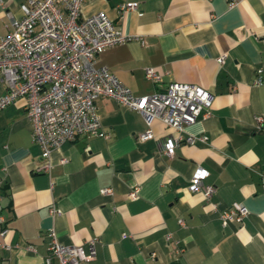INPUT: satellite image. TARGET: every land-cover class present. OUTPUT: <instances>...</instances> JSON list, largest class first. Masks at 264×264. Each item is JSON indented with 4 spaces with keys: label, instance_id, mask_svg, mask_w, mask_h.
<instances>
[{
    "label": "crops",
    "instance_id": "0c3cea01",
    "mask_svg": "<svg viewBox=\"0 0 264 264\" xmlns=\"http://www.w3.org/2000/svg\"><path fill=\"white\" fill-rule=\"evenodd\" d=\"M24 1L0 0V37L23 16ZM126 2L138 10L119 14ZM98 12L127 39L97 62L134 95L189 83L209 91L210 108L181 131L155 119L152 138L140 140L147 129L141 113L99 97L107 136L63 142L45 172L24 98L5 107L0 264H56L51 229L59 241L93 250L87 264H264V121L256 127V117L264 118V0H84L82 18ZM147 67L161 73L160 82L145 77ZM177 137L167 155L163 142ZM198 167L207 171L202 184L213 188L208 197L189 189ZM106 187L110 195L100 192Z\"/></svg>",
    "mask_w": 264,
    "mask_h": 264
},
{
    "label": "built area",
    "instance_id": "2783aa9c",
    "mask_svg": "<svg viewBox=\"0 0 264 264\" xmlns=\"http://www.w3.org/2000/svg\"><path fill=\"white\" fill-rule=\"evenodd\" d=\"M83 2L26 0L20 5L23 16L13 19L9 31L0 37V86L3 88L0 111L24 98L32 140L40 147L44 159L41 168L45 172L52 167L49 161L52 150L63 142L72 141L78 135L107 136L97 113L99 97L113 99L141 113L147 129L138 135L140 140L152 138L150 126L155 119L183 130L195 122L201 111H208L212 101L207 89L182 82L169 83L164 91L134 95L106 65L97 62L102 51L124 42L127 37L102 12L82 18ZM236 2L229 0V6ZM128 10L137 11V3L117 6L119 14ZM145 77L155 83L161 81V73L153 67L145 68ZM262 121L264 118L256 117L257 129ZM198 138L205 140L204 136ZM181 140V137L167 138L163 151L172 155ZM194 140V135L185 138L187 143ZM206 175V169L198 167L190 179L189 189L202 191L208 197L213 188L202 184ZM136 191H130L129 197H136ZM100 192L110 195L112 190L106 187ZM233 206L240 216L245 214V207L237 203ZM53 211L58 210L53 208ZM231 213L222 215V223H226ZM5 233L2 231L0 236L4 237ZM49 234V251L56 257V264H87L92 259L93 250L86 252L80 245L59 241L53 229Z\"/></svg>",
    "mask_w": 264,
    "mask_h": 264
}]
</instances>
